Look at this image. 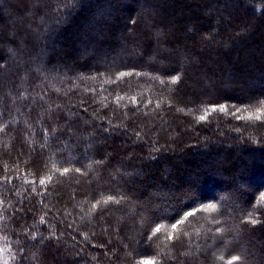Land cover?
<instances>
[{
  "label": "trees",
  "instance_id": "obj_1",
  "mask_svg": "<svg viewBox=\"0 0 264 264\" xmlns=\"http://www.w3.org/2000/svg\"><path fill=\"white\" fill-rule=\"evenodd\" d=\"M0 129V264H264V0H0Z\"/></svg>",
  "mask_w": 264,
  "mask_h": 264
},
{
  "label": "snow or ice",
  "instance_id": "obj_2",
  "mask_svg": "<svg viewBox=\"0 0 264 264\" xmlns=\"http://www.w3.org/2000/svg\"><path fill=\"white\" fill-rule=\"evenodd\" d=\"M125 75H130V74H129V73H121V77H123V76H125ZM176 80H178V77L174 78V79H173V82H176ZM119 99H122V98H119ZM133 100H134V98H133ZM213 110H215V109H213ZM223 110H224V108L222 107V108H221V111H223ZM207 111H208V110L206 109V110H205V115H202V116L199 117L200 120H204V119H206ZM248 118H251V115H249ZM256 118L259 119L260 117L257 116ZM0 130H2V129H0ZM57 171H61V170H60V169H57ZM75 171L79 172L80 170H79V169H76ZM67 172H69V169H68V168H64V169L61 171V174L63 175V174H66ZM50 180H51V177L48 176V177H45V178L40 179L39 183H40V184H45L46 181H50ZM109 200H113V197L109 196V197H107V199L104 200L103 202H104V203H107ZM261 200H264V196L261 197ZM116 202L118 203L119 201H116ZM97 203L99 204L100 201H98ZM93 207H95V205H94ZM214 208H215V205H208L207 208H206L205 210L207 211V210H209V209H214ZM191 215H193V213H188V214H187V216H191ZM187 216L185 217V219L187 218ZM183 222H184V220H181V221H179L178 223H183ZM250 222H251V223H256L255 219H252ZM176 227H177L176 224H173V225H172V228H173V229L176 228ZM160 231H161V228L158 226V227L155 228L153 234H155V233H157V232H160ZM166 235H167V238H168V239H172V235H171L170 232H168ZM219 259L223 260L224 257L221 256V257H219ZM240 261H241V257H240L239 255H234V256H231V257H230V259L227 261V264H239ZM140 264H155V257H153L152 259H145V260H142V261L140 262Z\"/></svg>",
  "mask_w": 264,
  "mask_h": 264
}]
</instances>
